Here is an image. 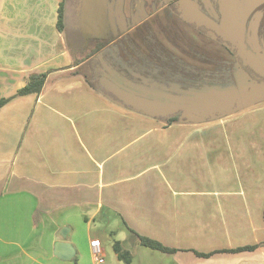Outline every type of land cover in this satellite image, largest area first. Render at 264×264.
Returning <instances> with one entry per match:
<instances>
[{
    "label": "crops",
    "instance_id": "0c3cea01",
    "mask_svg": "<svg viewBox=\"0 0 264 264\" xmlns=\"http://www.w3.org/2000/svg\"><path fill=\"white\" fill-rule=\"evenodd\" d=\"M49 5L0 0V100L9 99L0 107V264H93L90 241L105 244L92 230L100 216L109 228L118 219L138 244L131 231L175 249V264H264L259 135L236 133L242 123L167 124L112 103L74 67L61 70L67 57L52 50ZM44 72L39 95L16 96ZM62 227L70 261L53 255ZM245 246L257 247L225 252Z\"/></svg>",
    "mask_w": 264,
    "mask_h": 264
},
{
    "label": "flooded vegetation",
    "instance_id": "af4514ba",
    "mask_svg": "<svg viewBox=\"0 0 264 264\" xmlns=\"http://www.w3.org/2000/svg\"><path fill=\"white\" fill-rule=\"evenodd\" d=\"M61 2L66 44L74 55L88 53L75 67L107 99L116 97L102 81L139 93L248 87L251 107L264 105V73L246 64L264 68V0H105L102 7L95 0L87 30L83 0ZM183 2L208 25L185 21ZM224 2L231 4L232 32L224 26Z\"/></svg>",
    "mask_w": 264,
    "mask_h": 264
},
{
    "label": "water",
    "instance_id": "95a60500",
    "mask_svg": "<svg viewBox=\"0 0 264 264\" xmlns=\"http://www.w3.org/2000/svg\"><path fill=\"white\" fill-rule=\"evenodd\" d=\"M105 0H97L99 6H103ZM87 5V19L83 28L89 27V16L95 0H83ZM92 6H91V5ZM222 12L227 11L224 15V26L228 32L234 31L235 20L230 15V2H224L221 5ZM181 17L197 25H208L207 19L193 5L183 2L179 8ZM246 64L253 67L256 71L264 73V68L250 62ZM103 87L109 91L112 96L107 95L109 101L126 108L140 115L167 121L174 117H179L181 123L202 124L212 122L227 116H231L239 111L250 108L256 100L254 94L248 87L239 89L234 88H208L204 90L173 91L164 93H139L132 90L121 88L117 84L109 81L101 82ZM70 228L62 227L58 236L60 240L55 243L53 255L62 261H70L75 256L74 247L66 241Z\"/></svg>",
    "mask_w": 264,
    "mask_h": 264
},
{
    "label": "rangeland",
    "instance_id": "374dc122",
    "mask_svg": "<svg viewBox=\"0 0 264 264\" xmlns=\"http://www.w3.org/2000/svg\"><path fill=\"white\" fill-rule=\"evenodd\" d=\"M49 1L53 3L52 6L49 5L48 18H47L48 32H49V34H52V36H53L52 41L54 42L53 44L55 46L54 48H52V50H53V52L56 50V52L58 54L65 53L64 58L67 57V60H63V62L60 64L61 70H63L64 68L68 69V68L74 67L69 72L71 75L77 76V75H74V73L77 71H79L80 74L85 75L84 74L85 72H84L82 67H79V68L75 67V65H76L75 60L77 59L79 61H83L86 58L88 53L85 55H81V57H79L78 55H74V53L72 52L70 47L66 44L63 33L59 32L57 30L56 26H53V28H52V24L54 25L55 22L57 21V14H58V10H56V15H55V13L52 14V10H54L55 4L57 5V9H58L61 2L59 3L60 0H49ZM55 16H56V20H55ZM64 61L65 62L68 61V63L71 66L69 65L70 67H67ZM72 63H73V65H72ZM263 107H264V105H258V106L250 107V108H248L242 112L228 116L224 120L217 121V122L212 121L211 125L213 127L215 126L217 128H221L222 130L225 131L227 129H230L229 127L234 126L236 123H242L244 125L247 124L245 127H240L238 130H235V132L241 133V134H246V136L252 135L254 137L256 135H259V136H257V138H258L257 146H255V145L253 146L254 151L257 150L259 153H261V152L264 153V140L259 133H256V132H261V130L264 133V121H262L264 119V109H262ZM259 111H260L259 116L262 118L260 119V121L254 120V115H256V112L258 113ZM240 120H243L244 122L240 121ZM256 124H257V126H256ZM226 132L228 133L229 131H226ZM255 138H253V139H255ZM240 146L246 148L245 147L246 145L244 143H241ZM249 149L250 148L247 147L245 149V151L246 150L249 151ZM245 151H243L242 153L244 154ZM262 162H263V169L262 170H264V160H262ZM261 192H264V191L259 190L257 192V195L255 196V198L258 201H264V194L261 195ZM243 199H245L244 196H243ZM70 224L76 228V231H78L77 237H78L79 244L81 246H83V245L85 246V244H86L85 234L78 228L79 224L76 221H71ZM106 229L111 230L113 232V235L111 238L105 237V233L107 231ZM92 230L94 231V233H96V236L98 238L102 239L103 242H105V244H103L102 249H103L104 255H106V257L101 261L100 264H117V263L125 264L122 261L117 262V259L114 256L113 245L116 242L120 245V248L123 251H126L129 254V263L128 264H175V263H173L170 254L160 253L158 251L151 250L149 248L143 247L140 244H138L135 240H133V238H131V236L129 235V232L125 230V228L121 225L119 220L116 218L114 219L113 224L109 228V223H106L104 221V216H100L92 224ZM68 240H70V235L68 237Z\"/></svg>",
    "mask_w": 264,
    "mask_h": 264
},
{
    "label": "trees",
    "instance_id": "16d2710c",
    "mask_svg": "<svg viewBox=\"0 0 264 264\" xmlns=\"http://www.w3.org/2000/svg\"><path fill=\"white\" fill-rule=\"evenodd\" d=\"M56 27H57V30L59 32H61V33L63 32L64 23H63V4H62V2L60 3V5L58 7ZM81 62L82 61L78 60V62H75V63L80 64ZM64 69H66V68H64ZM74 75L81 76L87 85H89L90 87H92L93 89L98 91V88L93 83H91L85 75L80 74L79 71L75 72ZM46 76H47V72L38 73V74L33 73V74L29 75V77L26 80L25 86L17 91L16 96H23V95H28V94L39 95L43 89ZM8 101H9V99H1L0 100V107L3 106L4 104H6ZM179 122L180 121H179L178 116L165 121V123H167V124H174V123H179ZM131 232L136 236L139 244L143 247H146V248H149L151 250H155V251H158V252L164 253V254L175 253V249H170L168 247H165L164 245H162L160 242H158L156 240H153V239H150L147 237H143V236H139L136 233H134L133 231H131ZM263 244L264 243H261L260 246ZM256 247L257 246H245V247H240V248L228 250L225 252L253 251L254 249H256ZM113 251L116 254L119 261H122L125 264L129 263V254L126 251H123L117 242L113 245ZM196 254L198 256H205V257L210 255V254H201V253H196Z\"/></svg>",
    "mask_w": 264,
    "mask_h": 264
},
{
    "label": "built area",
    "instance_id": "2783aa9c",
    "mask_svg": "<svg viewBox=\"0 0 264 264\" xmlns=\"http://www.w3.org/2000/svg\"><path fill=\"white\" fill-rule=\"evenodd\" d=\"M90 248L93 257V264H100L103 257V250L101 241L99 239H93L90 241Z\"/></svg>",
    "mask_w": 264,
    "mask_h": 264
}]
</instances>
